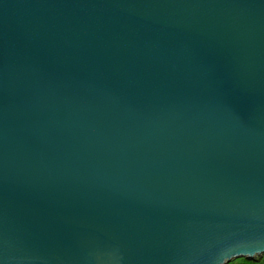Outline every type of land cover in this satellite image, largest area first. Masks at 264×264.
Returning a JSON list of instances; mask_svg holds the SVG:
<instances>
[{
	"label": "water",
	"instance_id": "1",
	"mask_svg": "<svg viewBox=\"0 0 264 264\" xmlns=\"http://www.w3.org/2000/svg\"><path fill=\"white\" fill-rule=\"evenodd\" d=\"M264 256V0H0V264Z\"/></svg>",
	"mask_w": 264,
	"mask_h": 264
},
{
	"label": "trees",
	"instance_id": "2",
	"mask_svg": "<svg viewBox=\"0 0 264 264\" xmlns=\"http://www.w3.org/2000/svg\"><path fill=\"white\" fill-rule=\"evenodd\" d=\"M245 264H264V256L258 260L255 261H248V260H243Z\"/></svg>",
	"mask_w": 264,
	"mask_h": 264
},
{
	"label": "rangeland",
	"instance_id": "3",
	"mask_svg": "<svg viewBox=\"0 0 264 264\" xmlns=\"http://www.w3.org/2000/svg\"><path fill=\"white\" fill-rule=\"evenodd\" d=\"M230 264H245V262L242 259H238V260L231 262Z\"/></svg>",
	"mask_w": 264,
	"mask_h": 264
}]
</instances>
